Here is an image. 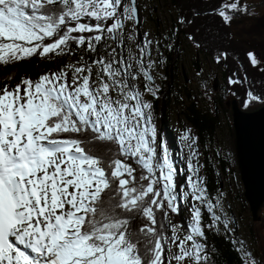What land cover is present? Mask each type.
<instances>
[{"label": "snow or ice", "instance_id": "obj_1", "mask_svg": "<svg viewBox=\"0 0 264 264\" xmlns=\"http://www.w3.org/2000/svg\"><path fill=\"white\" fill-rule=\"evenodd\" d=\"M226 8L240 9L232 3L218 10L230 22ZM136 13L135 3L123 0H0V65L74 55L73 43L98 54L104 33L115 38ZM248 56L256 66V56ZM137 64L151 81L143 55ZM131 67L81 57L58 72L0 88V264H212L205 229L218 231L221 222L227 229L229 221L217 214L223 206L209 199L199 165L189 159L190 191L182 199L191 198V222L183 236V226L172 224L169 213L180 214L178 169L159 141L152 102L130 83L138 79ZM145 91L156 95L147 84ZM96 142L116 150L97 155ZM202 207L211 224L203 223ZM139 218L146 223L133 229ZM239 251L243 264H257L243 244Z\"/></svg>", "mask_w": 264, "mask_h": 264}, {"label": "rangeland", "instance_id": "obj_2", "mask_svg": "<svg viewBox=\"0 0 264 264\" xmlns=\"http://www.w3.org/2000/svg\"><path fill=\"white\" fill-rule=\"evenodd\" d=\"M232 2L237 3L240 10L226 9V14L232 17L231 21L228 22L231 34L238 41V47L245 48L244 50L253 53L258 60L257 65L264 67V0H233ZM123 4L130 5V0H127ZM140 5L144 8L141 36L134 34L136 31L134 18L125 20L122 33H117V43L105 32V39L98 45V54L86 51L80 53L72 44L74 55L48 58L54 61V67L51 70H43L39 76L44 73L58 72L64 65L75 63L81 57L89 64H91L92 59H99L100 57H105L109 61L113 59L123 60L125 64H130L132 66L130 70L138 75V79L132 80L130 83L135 85L144 94L146 100L152 102V116L153 123L155 124V99L160 96L159 93L163 82L167 78V65L171 62L168 52L174 51L175 53L173 54L175 56L170 55V58L174 57L171 66L173 75L172 93L170 92L171 108L167 107L166 109L167 115L165 119L167 123L163 128L168 127L174 132L173 142L178 150L176 154L178 159L173 160L174 157L172 153L170 155V152L169 155L174 165H179L182 170L181 174L183 173L186 176L185 186L178 192V197L181 203L183 202V205H185L182 208L184 209L183 213L185 214L187 223L191 222L189 212L191 198H189L188 202H185L182 199V195L183 191H190L187 184V176L191 175L187 167L189 159L194 164L199 165V176L204 180L203 162L205 153L209 152L210 158L212 157L215 160L219 159L220 156H231L232 167H229L228 178L221 176L223 188L221 193L212 200L213 203L217 200L220 201L223 206V212L217 211V214L221 215L222 221L227 219L229 223L227 229H225L223 222H221L218 225L219 230H214L219 233H229L237 241L239 248L243 244V247L256 258L258 264H264V218L259 222H254L249 209L248 211L244 209L241 205V200L238 199L240 193L243 192V185L229 128V125H232L231 117L228 116V118L222 119L223 122H221V126L217 130L214 142L202 146L198 141L196 128L184 114L186 106L191 105V102H194L196 107L204 112L215 111L216 101L222 93L220 92L221 82L216 81L214 77V74L218 70V65L210 57L207 58L205 55L199 54L198 50L188 39L180 37L176 33L175 40L167 41L169 33L174 28L173 25L177 23L176 11L171 5L170 0H140ZM155 7L158 8L157 11ZM195 15L212 18L215 16L221 17L218 11L210 12L208 10V12H204L202 8L197 9ZM201 26L197 28L196 34L198 39L202 38V36L199 37L198 33V29L202 28ZM148 41L152 43L148 45ZM204 42L207 44V41L204 40ZM141 49L144 50L143 53ZM142 55L144 67L152 76L151 81H146L144 76L139 73L137 61ZM96 71L97 66H93L94 78ZM69 79H71V72H69ZM146 84L156 90L155 96L145 91ZM111 94L116 98V92L113 91ZM258 104V100H250L247 107H255ZM186 132L190 136L187 142L181 139ZM191 138L195 139L194 144ZM189 145L197 152V156H192ZM206 212L208 213L207 209L202 207L204 224ZM209 215L212 220L210 213ZM180 234L183 236L186 232L181 230ZM167 247H171L173 252L177 251L175 246L171 244L167 245Z\"/></svg>", "mask_w": 264, "mask_h": 264}, {"label": "trees", "instance_id": "obj_3", "mask_svg": "<svg viewBox=\"0 0 264 264\" xmlns=\"http://www.w3.org/2000/svg\"><path fill=\"white\" fill-rule=\"evenodd\" d=\"M233 0H170L171 5L176 11L177 23L173 25V30L169 33L167 41L176 39L175 33L180 37L188 39L190 42L196 43L201 47L203 53L210 57L213 61H217V57H220L218 61H223V78L225 80L232 79L238 81L230 86L229 94H233L240 101L241 106L247 107V102L250 100L248 93H252L254 96L260 97L257 99L262 102L264 100V67L253 66L248 56V50H244L238 47V41L232 36L229 23L225 22L222 17H201L196 16L197 9H201L204 12L218 11L221 7L231 5ZM207 2V3H206ZM207 20V21H206ZM199 37L197 36V28ZM191 37V39L189 38ZM207 41V44L204 40ZM203 40V41H202ZM176 43V42H175ZM202 44V45H201ZM203 46V47H202ZM172 49V48H171ZM80 53L83 51L76 47ZM174 51H169V59L171 62L167 65V78L163 82L160 96L155 99L156 110V126L159 129V141L165 142L168 150L172 153H176V146L173 142V132L165 126L167 107L171 108V88H172V63L174 57L170 58V55L175 56ZM54 61L46 58H40L38 55L30 59H25L19 63L3 66L0 65V88L8 83L14 87L20 82L21 77H30L36 79L37 76L43 70H51L54 67ZM223 66V67H224ZM11 76L12 79H7ZM171 92V93H170ZM215 111L204 112L200 108H197L194 102L191 105L186 106L184 114L188 120L196 128V135L199 143L202 146H206L208 143L214 142L217 130L221 126L222 119L230 116L229 100L225 95L218 97ZM248 108V107H247ZM165 122V123H164ZM230 124V123H229ZM230 133L233 139L232 125L230 126ZM93 151L97 155H105L108 149L111 148L113 152L116 150V146L105 142H96L91 146ZM209 152L204 156V184L207 188L208 197L214 200L222 190L220 183L221 176L228 178L229 167H232L231 156L222 157L215 160L210 158ZM175 160V157L174 159ZM176 168H180L176 165ZM230 171V170H229ZM234 172V170H232ZM177 181L181 186L180 189L185 186L186 176L179 173ZM238 199L241 200V205L248 211V204L244 198L243 192L240 193ZM184 211L181 209L180 214L169 213V218L172 224L182 225V231L186 232L187 219L185 218ZM264 213V211H263ZM125 215H131L125 213ZM206 221L205 225L211 224L212 220L209 213H205ZM157 218L161 223L168 225V220L163 218V213L157 212ZM143 223H146L142 218L136 219L132 223L133 229H138ZM208 254L212 257V264H243L241 253L239 252V245L235 239L227 232H216L214 229L206 228ZM168 236H171L170 227L164 229ZM167 247V246H166Z\"/></svg>", "mask_w": 264, "mask_h": 264}, {"label": "water", "instance_id": "obj_4", "mask_svg": "<svg viewBox=\"0 0 264 264\" xmlns=\"http://www.w3.org/2000/svg\"><path fill=\"white\" fill-rule=\"evenodd\" d=\"M135 18L138 21V12ZM231 114L244 197L253 220L258 222L264 210V101L253 109H242L238 100L233 98Z\"/></svg>", "mask_w": 264, "mask_h": 264}, {"label": "flooded vegetation", "instance_id": "obj_5", "mask_svg": "<svg viewBox=\"0 0 264 264\" xmlns=\"http://www.w3.org/2000/svg\"><path fill=\"white\" fill-rule=\"evenodd\" d=\"M127 0H123V3H125ZM131 1L132 0H130V5H131ZM158 1H160V0H158ZM137 7H138V10H139V15H140V21H139V23L136 25V23H135V28H136V31H135V33L134 34H137V35H140L141 36V32H142V30H143V15H142V13L144 12V8H142L141 7V5H140V0H137ZM157 9L158 8H156L155 7V10L157 11ZM227 9V8H226ZM155 11V12H156ZM151 16H152V13H151ZM90 22H92V21H90ZM107 24H111L112 23V21L111 20H109V21H107L106 22ZM230 27V26H229ZM106 34H108V33H106ZM113 39V41L114 42H116L117 43V34H116V36H115V38H112ZM192 44H193V46H195V48L198 50V52H199V54H203V55H205L204 53H203V51L201 50V47L200 46H198L196 43H194V42H191ZM202 45V44H201ZM203 47V46H202ZM120 48V47H119ZM206 56V55H205ZM207 57V56H206ZM208 58V57H207ZM212 60V59H211ZM215 62V64L216 65H218V70L216 71V73L214 74V77H215V79H216V81H219V82H221V85H220V92H222L221 94H220V96L222 95H225V97H227L228 98V100H229V105H230V109H231V102H232V99L234 98V94L235 93H233V94H229L228 92H229V90H230V86H233V83H229V81L228 80H225L224 78H223V69H225L226 67L224 66V64H223V61H214ZM224 66V67H223ZM230 80V79H229ZM231 91V90H230ZM241 105V104H240ZM243 108V107H242ZM245 108H247L246 106H245ZM230 115V114H229ZM232 120V119H231Z\"/></svg>", "mask_w": 264, "mask_h": 264}]
</instances>
